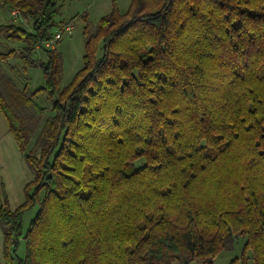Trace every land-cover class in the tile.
<instances>
[{
  "label": "trees",
  "instance_id": "1",
  "mask_svg": "<svg viewBox=\"0 0 264 264\" xmlns=\"http://www.w3.org/2000/svg\"><path fill=\"white\" fill-rule=\"evenodd\" d=\"M0 7L30 23L0 36L44 80L19 89L0 53V111L32 174L14 209L0 186L4 264H213L237 238L230 264H264V0L113 2L92 32L84 13L82 67L61 89L57 41L43 45L70 24L62 5Z\"/></svg>",
  "mask_w": 264,
  "mask_h": 264
},
{
  "label": "rangeland",
  "instance_id": "2",
  "mask_svg": "<svg viewBox=\"0 0 264 264\" xmlns=\"http://www.w3.org/2000/svg\"><path fill=\"white\" fill-rule=\"evenodd\" d=\"M57 5H62L61 13L58 19L63 20L65 23H70L72 26L71 32H64L61 39L55 43V48L62 55V76L59 88H63L70 82L75 72L82 67V56L84 53L83 42V27L82 14L85 13L89 30L92 32L95 24L98 22L97 11L95 12L96 5L93 0H53ZM131 2V0H130ZM116 3V2H115ZM130 4V3H129ZM125 8V7H124ZM126 10V9H125ZM13 23L20 25L26 29L30 28V23L25 18L12 14L7 8L0 7V24ZM23 44L18 41H11L3 36H0V53L13 51L11 56L5 61L3 66V73L7 74L14 81L15 85L21 89L25 86L29 91H34L43 86L44 80L39 67L24 66L20 59V50ZM43 47L47 48L46 44ZM34 58L45 60L44 52L37 49ZM35 102L45 109V117L52 114L51 103L52 101L43 93H38L34 98ZM142 163V160L139 161ZM38 206L27 212L23 217V229L28 228L30 220L35 216ZM244 240L237 238L234 240L230 249L221 250L213 259V264H230V262L239 258L242 254ZM25 245L22 239L19 240L17 249V256L24 257ZM251 263V260H249ZM191 264H200L193 261Z\"/></svg>",
  "mask_w": 264,
  "mask_h": 264
},
{
  "label": "crops",
  "instance_id": "3",
  "mask_svg": "<svg viewBox=\"0 0 264 264\" xmlns=\"http://www.w3.org/2000/svg\"><path fill=\"white\" fill-rule=\"evenodd\" d=\"M97 18L107 14L113 2L121 12L127 10L130 0H93ZM125 7V8H124ZM126 9V10H125ZM83 20V19H82ZM32 179L23 155L20 153L14 136L9 132L6 119L0 111V186L11 209L23 201V188ZM4 234L0 226V264H4Z\"/></svg>",
  "mask_w": 264,
  "mask_h": 264
},
{
  "label": "built area",
  "instance_id": "4",
  "mask_svg": "<svg viewBox=\"0 0 264 264\" xmlns=\"http://www.w3.org/2000/svg\"><path fill=\"white\" fill-rule=\"evenodd\" d=\"M12 14L14 15H18V11L17 10H14L12 11ZM72 31V26L70 24H66V25H62L60 27H58V29L56 30V32L54 33L51 41H49L46 46H51V45H54V43L56 41H58L64 32H71Z\"/></svg>",
  "mask_w": 264,
  "mask_h": 264
}]
</instances>
